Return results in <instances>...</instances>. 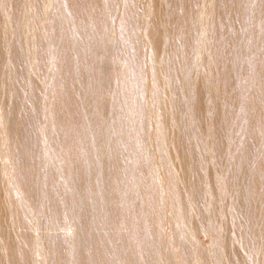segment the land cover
Masks as SVG:
<instances>
[{
	"label": "bare ground",
	"instance_id": "obj_1",
	"mask_svg": "<svg viewBox=\"0 0 264 264\" xmlns=\"http://www.w3.org/2000/svg\"><path fill=\"white\" fill-rule=\"evenodd\" d=\"M11 1L17 7L20 4V0ZM46 1L48 0H37V5L35 7L38 20L37 25L34 27L35 39L32 52L35 55L39 70H42L45 64L48 46L51 43L50 34L53 29L56 30L55 27L48 29V27L45 26L47 24V15L50 14V12L44 8ZM164 1L167 0H120L123 8L121 11L120 8H117V11L123 14L124 20L118 23L116 27L118 32L116 30L114 32L108 31V24H104V17L110 16L107 10L102 13L104 9L102 6L96 9L97 11L94 13L95 16L93 20L95 26L93 31H89L88 29L89 33L87 34L88 38L93 36L94 50L91 49L92 58L88 60L93 63L88 64V68H85L86 70H90L88 77L91 74L94 75V82L98 81L102 86L96 90L95 94L89 92L87 87L88 83L83 86V105L86 106L89 104V116L92 112L93 114L91 116H95V112L100 115L102 119L100 122L105 121V126L97 127L99 133H104L106 130H111L116 133L121 131L118 130V128L120 129L122 123H119L116 111L113 109L115 104L107 101L110 91H112L111 95L114 100L117 89H114L113 84L108 85L107 81L105 83V79L108 80V77L106 78L104 72L99 75V73H94L93 70H114V66L108 61L115 56L114 53L117 48L121 49L118 42L122 41L124 47L121 49V54H123L125 62L128 61L126 60L128 56L131 59V63L129 62L130 65L132 64L133 67H135L133 68L130 66L132 69L151 70L148 75L149 84H144V86H142L143 94L148 98V103L150 101L149 106L151 107L145 109L146 112L144 115L142 132H144V140H146L148 154L161 168L158 174L160 178H164V184L162 185L165 189L166 206H168L170 202L169 196L172 192V188L176 184V181L181 179L182 185L175 190L177 198L172 203L174 207L180 210L178 213L185 218L193 217L197 218V220L204 221L208 219L214 224L216 230L219 229V231L224 234V243L221 242L220 244V247L223 249L219 248V250L212 253L210 256H202L201 259L199 258V264H248V260L245 259L238 245L240 242L244 245L245 249L248 250L250 243H253L251 239L255 242V246L253 244L252 246L255 247L258 255L256 257V255L253 254V260H256L259 264H264V82L260 80L253 85H247L245 83L239 84L233 71L239 68L240 63L236 55L242 53L241 51L244 48L242 41L247 43L249 40H258L261 41L259 46L264 44V0H209V3L203 9L201 28L197 30L196 35L192 38H190V23L193 20L196 21L198 15L197 10L191 4V0H179L180 5H175L172 0H169L172 1L169 6L163 3ZM8 2L9 0H6V4H8ZM252 4H254V6ZM251 6L254 7L255 13L248 15L250 14ZM27 16L28 15H25V11L22 9L11 10L8 15L5 16L0 27V114L4 123L3 125L0 121V125L2 127V142H4L3 144L5 145L2 147L0 146V156H2L4 152L7 157L9 149V155L14 160V153L16 154L19 144H23L30 153L35 154L36 150L33 144L24 142V139H30L31 134L28 130L31 127L37 129L36 122L40 125L41 123L46 124L48 121H59L60 118L67 120L64 103V81L61 85H56V83L52 81L51 85L48 87V92H52L53 88V97L58 99V102L53 104V97L48 94L47 105H45V99H41L40 101L41 95L38 94V90L40 92L42 91V86L40 84L34 87V92L32 90V96L29 97L25 96L26 90L24 88L21 94V92L13 91L8 87V73L17 74L19 76L21 72H23L21 64L15 59L14 54H19L23 51L25 46L30 48L29 37L26 35L27 30L23 25L24 21H26L25 17ZM247 16L253 17L254 21L248 26V31L245 34L243 31V20L244 18L246 19ZM184 22L189 24L190 28L188 33L185 31ZM87 24L88 23H86L85 26ZM86 29L87 28L82 32L84 39L86 38ZM63 33L65 34L62 38L64 41V49L60 52L58 60H54L52 70H71V62L68 61V57H83V48H80L77 43L71 40L69 29H65ZM79 35H81L80 30L77 32V36ZM106 36L108 38H106ZM7 40H9L11 44H7ZM69 41L71 42L70 45L67 43ZM238 41L241 42V46L238 44ZM5 46L10 49L8 52L9 55H7L5 51ZM65 51H68V53L64 56ZM260 56L262 55H259V57ZM257 58L258 57L255 56L254 60ZM261 58L262 57H260L259 63L261 62ZM242 68H244V66ZM75 69L84 70V66L80 69L75 67ZM166 70H169V72L167 73ZM179 70L210 71L206 72L204 76L201 77V84L195 85L187 78L186 80L179 81L181 79V76L177 73ZM259 72H261V69ZM167 79L171 80L170 87L165 88L162 83ZM153 83L157 85H153ZM122 93L123 92L120 90L121 95ZM123 97L125 101L132 103L133 96L131 94L128 95V97H131L130 99H128L126 94ZM146 100L143 102H147ZM72 102L73 103L70 105L71 107H69L71 110L68 111L70 118L67 120L68 130L66 129V131H68V133H66L69 135V138H71V141L68 139L70 142L67 140L68 143H70L69 149L77 154L76 161L78 162V167L80 162V147L79 145L77 146L76 138L79 126L77 111H81L82 103L77 100H72ZM107 102H109L110 105H108ZM149 111L151 112L149 113ZM242 115L248 116V123L246 125V130L240 133L238 131V126L241 125L240 117ZM108 122L116 124L115 129L110 128L111 125L108 124ZM151 125L153 127V132H149V126L151 127ZM236 133H239L241 136H237ZM7 135L10 140L8 146L7 142H5ZM98 136L100 137L101 135L98 134ZM99 137L96 135V142L101 140ZM152 137L158 140L157 145H153L155 142H153ZM149 139L153 146L149 144ZM65 142L66 140L64 143ZM65 148L67 149L68 147ZM69 149L63 150L68 151ZM82 150L83 149H81V151ZM150 151H152V153H150ZM141 154L140 152V155H138L141 156ZM102 156H104V154ZM112 156L114 157L113 153ZM98 157H100V155ZM119 157L120 156H118V158ZM21 158L22 157H20V159ZM22 160H24V158ZM72 163L70 165H72ZM40 164L42 165V163ZM70 165L68 167H70ZM110 165L113 166V164ZM139 165L141 164H138V166ZM86 166L87 165H85V167ZM95 166H97V164ZM78 168L74 169L75 176L77 172L79 176L81 175L82 171L80 172ZM99 168L101 167L99 166ZM113 168L111 167V169ZM118 168L120 169L121 167L118 166ZM134 168L136 170V167ZM139 170H145L146 172L144 168ZM68 171L69 170H64L63 172L64 175L66 174V179L69 180ZM27 173L24 174L27 175ZM85 173L87 174L88 172ZM40 174L36 172L30 179L34 189L33 192L30 186L26 183L24 184V180L21 178V184L17 185L22 194L25 195L24 198L32 197L34 209L29 211L35 212L36 214L37 207L40 203L43 205L46 203L48 206V203L51 201L52 203L50 204L52 206H57V208L60 207L61 209V207H63L62 201L66 200V194L63 192V199L61 201L57 200L58 190L56 185L53 184L54 179L50 177L51 173H49L50 178L49 180L47 179L48 181L44 180ZM135 174L138 175V173ZM90 175L92 176V174ZM105 177L108 180V177ZM43 181L46 182V189L41 188L44 187ZM81 181L82 179L75 184L74 188H78V190L83 189L81 187ZM93 182L95 184V181ZM9 183V173L5 168L2 169L0 164V239L5 240L6 244H4V246L7 245L6 247L8 249L13 250L15 247L14 243L16 242L13 240L12 230H9L12 235L7 234L9 227L6 225V220L7 218H11L16 223L23 212L19 214L18 208L22 206V204L19 203V199L10 202L6 195L1 193V187L9 190L11 187L7 186ZM109 184L111 183L109 182ZM100 185L101 184H99V186ZM88 186L91 187V184ZM96 186L94 185V187ZM72 190L74 191L75 189ZM162 194L163 193H161V195ZM115 195L116 194L113 195L112 192H106L105 197L109 198L108 203H113L117 199H115ZM162 199H164V196ZM72 204H74V202ZM105 212H109L107 208ZM86 213L90 214L88 212ZM236 213L238 215L237 219ZM240 220L243 225L240 223ZM8 221H10V219ZM26 222L25 224L22 223L23 225L20 228L23 233L28 232L29 228L32 227L30 225L32 223L31 221L30 224ZM20 229H18V238L23 239L24 234L22 233L21 235ZM31 229H34V227ZM182 229H184V227L179 230ZM31 231L32 230H30V232ZM246 232H249L251 235L249 237H244ZM7 235L8 237L6 238ZM50 236L51 233L49 238ZM28 237L29 236H27L26 239L24 238V241L29 242ZM42 237L44 238V236H41V238ZM53 237H56L55 233H53L52 238ZM15 239L17 240V238ZM176 251L178 252V250ZM20 252V259L28 262L25 256L26 254L24 255L21 250ZM11 255L9 257H11ZM176 256L179 258V252ZM31 261L33 264L32 258ZM46 262L47 259L44 257L40 263L46 264ZM195 264H198L196 258Z\"/></svg>",
	"mask_w": 264,
	"mask_h": 264
},
{
	"label": "rangeland",
	"instance_id": "obj_2",
	"mask_svg": "<svg viewBox=\"0 0 264 264\" xmlns=\"http://www.w3.org/2000/svg\"><path fill=\"white\" fill-rule=\"evenodd\" d=\"M172 1L175 5H180L179 0ZM172 1L167 0L163 3L169 6L171 5L170 2ZM208 3L209 0H191L192 6L197 10L198 18L196 21L193 20L190 23V38L196 35L197 30L201 28L203 9ZM36 5L37 0H20L18 7L14 5L11 0H9L8 4H6V0H0V27L5 19V16H7L11 10L22 9L25 11V15H28L25 17L26 21H24L23 25L27 30L26 35L29 37L30 48L25 46L23 51H21L19 54H14L15 59L19 61L21 68L23 69L22 71L25 74L21 72V74L18 76L17 74L8 73V87L13 91L21 92V94L23 93L24 88L26 90L25 96L29 97L32 96V90L34 92V87L40 84L42 86V91L40 92L38 90V94L41 95L40 101L41 99H45V105H47L48 94H50L52 97L54 94L53 88L52 92H48V87L51 85L52 81H54L56 85H61L64 81V103L65 111L67 113V120L70 118L68 111L71 110L69 107H71L70 105L73 103L72 100L81 101L82 103L81 111H77L79 126L76 137L77 146L79 145L80 147V162L78 168V162L76 161L77 154L69 149L70 143H68V139L71 141V138H69V135H67L68 131H66V129L68 130L67 120L61 118L59 121H48V123H46L47 125L45 123H41L39 125L38 122H36L37 129L32 127L29 128L28 132L31 134V137L30 139L25 138L24 142H30L33 144L36 150L35 154L37 156L30 153L27 147L23 144H19L17 147L18 151L16 150V154L14 153L15 160L10 157L9 149L7 157L5 156L4 152L2 153V156H0V164L2 169L5 168V170L9 173L10 183L7 186L11 187L9 190L1 187V193H4L10 202L19 199V203L22 204V206L18 208L19 214L20 212L23 213L21 216L18 214L20 218L18 219V222L21 220V224L18 222L15 223L11 218H9L10 221H8V218L6 220V225L9 227L7 234L12 235L11 231L9 232V230H12V236L14 237L13 240L16 243L13 242L15 247L13 250H10L6 247L7 245L4 246V244H6L5 240L0 239V264H4V262L5 264H17L18 261V264H32L31 258L33 259V264H41L40 262H42L44 257L47 259L46 264H195V258L198 260L199 264V258L201 259L202 256H210L212 253L221 248V242L224 243V234L220 232L219 229L216 230L214 224L208 219L207 221H204L197 220V218L193 217L185 218L178 213L180 210L177 207H174L172 203L177 198L175 190L182 185L181 179H178L172 188V192L169 196L170 202L168 206H166L164 192L165 189L162 185L164 184V178H160L158 174L161 168L160 165L148 154L146 140H144V132H142L144 115L146 112L145 109L151 108L149 106L150 101L148 103V98L143 94L142 86H144V84H149L148 75L151 70L132 69L131 67H133V65H130L131 59L127 56L126 60L128 61L125 62L123 54H121V49L124 47V43L122 41L118 42L121 49L117 48L114 53L117 59L114 56L108 61L114 66V70H93L94 73H99V75L104 72L106 74V78L108 77V80L105 79V83L107 81L108 85L113 84L114 89H117L114 100L112 99L111 95L112 91H110L107 101L113 102L115 104L113 109L116 111L119 123H122L120 129L118 128V130H121L119 133L112 132L111 130H106L104 133H99L97 131V127L105 126V121L100 122L102 119L100 118V115L95 112L94 115L96 117L91 116L93 112L89 116V104L86 106L83 105V86L88 83V90L92 94H95L96 90L102 86V84H99L98 81L94 82V75L91 74L88 77L90 70H86V68H88V64L93 63L92 61H88L92 58L91 49L94 50L93 36L88 38L87 34L89 31H93L95 26V23H93L95 16L94 13L97 11V8L102 6L104 8L102 13L107 10L110 15L105 16L103 19L104 24H108V31L114 32L116 30L118 32L116 27L118 23H121L124 20V16L120 12L123 8V6H121L120 0H73V2L72 0L46 1L44 8L47 9L50 14L47 15V24L45 26L48 27V29L55 27L56 30L53 29L52 33L50 34L51 43L48 46V53L42 70L38 69L35 55L32 52L35 39L34 27L37 25L38 20V15L35 12ZM252 5L254 6V4ZM253 6H251L250 14L248 15L255 13ZM117 8H120V11H117ZM253 21L254 19L251 16H247L246 19L244 18L243 31L245 34L248 31V26H250ZM185 22V31L188 33L190 27L189 24H186ZM86 23L88 24L85 26ZM85 28L87 29L85 31L86 38L84 39L82 32ZM65 29H69L71 40L74 43H77L80 48H83V57H68V61L71 62V70H52L54 60H58L60 52L64 49V41L62 38L65 35L63 33ZM79 30L81 31V35L77 36V32ZM106 38L108 37L106 36ZM67 43L69 45L71 44L70 41ZM242 43L244 47L241 51L242 53L236 55V58L240 63L239 68L233 70L237 78V82L239 84L245 83L247 85H253L258 83L260 80L264 82V76H262L264 75V44L259 46L261 41L258 40H249L247 43L242 41ZM7 44H11L9 40H7ZM238 44L241 46L240 41H238ZM9 50L10 49L5 46L7 55H9ZM67 53L68 51H65L64 56ZM259 55H262L260 56L262 57L260 63ZM255 56L258 57L256 60H254ZM82 66H84V70L75 69V67L80 69ZM243 66L244 68H242ZM260 69L261 72H259ZM208 71L210 70H179L177 73L181 76L179 81L186 80L187 78L193 84L198 85L201 84V77L204 76V74ZM166 72L168 73L169 70H166ZM170 81L171 80L167 79L166 81H163L162 85H164L165 88L170 87ZM153 85L157 84L153 83ZM120 90L123 92L122 95L120 94ZM125 94L127 97L129 94L133 96L132 103L125 101L123 97ZM130 98L131 97H128V99ZM144 99L147 102H143L145 101ZM57 102L58 99L53 97V104ZM107 103L110 105L109 102ZM150 112L151 111H149V113ZM240 119L241 125L238 126V131L243 133V131L246 130L248 116L242 115ZM0 121L3 123L1 114ZM56 124L59 128L56 126ZM108 124L111 125L110 128L115 129L116 124L110 122H108ZM149 132H153L152 125L151 127L149 126ZM98 134L101 136L99 137ZM236 134L237 136H241L239 133ZM96 135L101 139L98 142L95 141ZM65 140V143L67 144L64 143ZM152 140L155 142L153 145H157L158 140L154 137H152ZM5 142H7V146L10 144L8 135L6 136ZM3 143L2 127L0 125L1 147L5 146ZM149 144L153 146L150 142V139ZM65 147H68L67 149L70 151H64L67 150ZM81 149L83 150L81 151ZM152 151H150V153H152ZM140 152L142 153L141 156L143 158L139 156ZM112 153L115 158L112 156ZM103 154L104 156H102ZM99 155L102 157H98ZM118 156L120 157L118 158ZM20 157L22 158L20 159ZM23 158L25 161L22 160ZM95 162L97 166H95ZM40 163H42V165ZM71 163L72 165H70ZM110 164H113L114 168ZM138 164H141L139 165L140 167ZM69 165L70 167H68ZM85 165H87V168ZM99 166L101 168H99ZM118 166L121 168L119 169ZM94 167H97L98 169L96 168V170ZM111 167L115 171L111 169ZM134 167H136V170ZM32 168L34 169V173ZM75 168H78L80 172L82 171L80 176L78 172L76 176L74 175ZM143 168L146 169V172L145 170H142ZM24 170L29 172L27 173ZM64 170H69V180L66 179V174L64 175L63 172ZM36 172L39 174L41 173L40 175L46 181H48L50 177L54 179L53 184L56 185L58 190L57 200L61 201L63 199V192L66 194V200L62 201L63 207H61V209L60 207L57 208V206H52L50 204L52 203L51 201L48 203V206L46 203H44L46 206L40 203L37 207L36 214L35 212L33 213L29 211L34 209L32 197L24 198L25 195L22 194L19 186L17 185L21 184V179H23L24 184L26 183L28 186H30L31 191L33 192L34 189L30 179ZM85 172L88 173L86 174ZM24 173H27V175ZM49 173H51V176ZM89 173L92 174V176ZM135 173H138V175ZM83 176L85 180L83 179ZM105 176L108 177V180ZM81 179V187L83 189L78 190V188L74 187L75 184ZM93 181H95V184ZM97 182L101 185L99 186ZM109 182L111 184H109ZM45 184L46 182L43 181L44 187H41L42 189H46ZM89 184H91V187L88 186ZM94 185H97L96 187L98 189L94 187ZM72 189L75 190L73 191ZM137 190L140 194L137 192ZM107 191L112 192L113 195L116 194L115 199H117L113 203H108L109 198L105 197ZM161 193H163L162 195L164 196V199H162L163 196ZM73 202L74 204H72ZM106 208L109 212H105ZM86 212L90 214H87ZM237 217L238 215L236 213V219ZM7 221L9 222L10 226ZM25 222L27 224L31 223V228L34 227V229L29 228L28 232L23 233L20 228L23 224H25ZM240 223L243 225L241 220ZM183 227L184 229L179 230ZM18 229H20L21 235L22 233L24 234L23 239L18 238ZM30 230L32 231L30 232ZM39 233H42L43 235ZM50 233L51 236L49 238ZM53 233L56 234V237L52 238ZM250 235L251 234L249 232H246L244 237H249ZM27 236H29V242L24 241V238L26 239ZM41 236H44V238H41ZM15 238H17V240ZM251 240L253 242L250 243L251 247L248 244L250 250H246L244 245L240 242L238 246L242 250L245 259L248 260V264H259L256 260H253L254 258H252L253 254H255L256 257L258 255L256 253L257 250H255L254 247L255 242L253 239ZM252 244L254 246H252ZM20 250L23 251L24 255L26 254L25 256L27 257L28 262L20 259ZM176 250L179 252V258L176 256L178 253ZM10 255L11 257H9Z\"/></svg>",
	"mask_w": 264,
	"mask_h": 264
}]
</instances>
